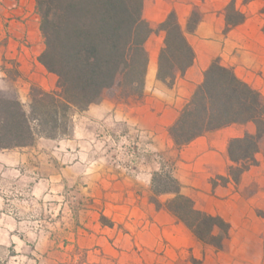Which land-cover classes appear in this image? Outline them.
<instances>
[{
  "label": "trees",
  "instance_id": "obj_1",
  "mask_svg": "<svg viewBox=\"0 0 264 264\" xmlns=\"http://www.w3.org/2000/svg\"><path fill=\"white\" fill-rule=\"evenodd\" d=\"M35 1L45 44L39 61L57 77V86L46 91L33 85L28 109L16 93L0 91V150L31 147L38 138L70 137L76 113L106 101L142 98L150 64L147 42L155 34H165L157 68V80L165 87L172 89L195 63L187 34L195 33L204 20L198 4L193 5L186 28L173 10L154 29L144 18L145 0ZM249 1L253 0H245ZM224 15L225 32L247 19L235 1ZM248 124L254 125V133L229 141L227 176L213 179L215 187L230 181L238 185L264 152V95L215 59L168 134L181 149L210 132ZM151 191L157 210L172 214L201 243L217 251L229 249L230 223L198 209L196 196L183 194L172 173L154 172ZM162 196L171 198L161 202Z\"/></svg>",
  "mask_w": 264,
  "mask_h": 264
},
{
  "label": "rangeland",
  "instance_id": "obj_2",
  "mask_svg": "<svg viewBox=\"0 0 264 264\" xmlns=\"http://www.w3.org/2000/svg\"><path fill=\"white\" fill-rule=\"evenodd\" d=\"M199 1L189 0L191 11ZM44 49L36 1L0 0V91L16 93L26 109L30 82L46 91L57 86L37 63L27 74L21 62L20 54L39 60ZM151 85L147 79L145 92ZM144 96L106 102L127 111ZM96 106L74 115L70 137L0 150V264H167L132 227L157 210L152 174L175 177L179 156L155 120L135 124L95 113Z\"/></svg>",
  "mask_w": 264,
  "mask_h": 264
},
{
  "label": "crops",
  "instance_id": "obj_3",
  "mask_svg": "<svg viewBox=\"0 0 264 264\" xmlns=\"http://www.w3.org/2000/svg\"><path fill=\"white\" fill-rule=\"evenodd\" d=\"M232 1L247 19L225 32L224 10ZM199 5L204 20L195 33L187 34L195 51V63L176 80L174 87L168 89L157 80L158 57L165 38L160 32L147 43L150 56L147 79L152 85L146 90L140 107H129L125 111L105 102L96 106L95 113H112L140 125L147 118L155 120L165 130V145L174 148L179 156L175 178L182 185V193L193 194L198 209L220 216L231 225L229 249L217 251L201 243L172 214L151 207L150 218L132 227L134 238H144V246L152 250L158 246V251L165 253L162 259L167 260V264H264V153L257 155L258 164L243 175L238 185L232 181L227 185H213L217 176H227L229 141L243 137L247 132L254 133V125H233L213 131L181 149L174 147L168 134V129L215 59H221L223 65L233 68L239 78L264 95V0H204L199 1ZM173 10L185 28L191 14L189 0H145V19L154 29ZM25 53L20 54V58L23 67L28 68L27 74L32 62L46 71L38 60L39 54L34 56L33 53L32 58L31 54ZM48 74L57 80L53 74ZM32 85L30 82L29 88ZM39 85L46 89L43 82Z\"/></svg>",
  "mask_w": 264,
  "mask_h": 264
}]
</instances>
